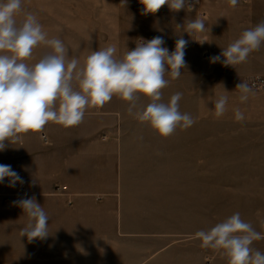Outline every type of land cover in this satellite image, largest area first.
Returning <instances> with one entry per match:
<instances>
[{"label": "rangeland", "instance_id": "rangeland-1", "mask_svg": "<svg viewBox=\"0 0 264 264\" xmlns=\"http://www.w3.org/2000/svg\"><path fill=\"white\" fill-rule=\"evenodd\" d=\"M190 2L191 11L174 12L164 5L143 14L140 0H22L17 22L34 14L48 38L73 46L80 65L92 51L109 45H116L114 56L121 59L156 36L163 37L170 53L178 38L188 41L185 67L177 79L166 74L169 84L162 89V102L182 93L179 110L193 118L190 127L163 137L130 115L128 102L118 96L103 106L122 119L121 174L128 181L122 205L112 207L120 208L122 228L118 230L113 214L112 229L105 230L112 235L111 255L94 253L91 264H229L222 249L202 248L195 233L236 212L264 233V86L255 85V95L245 103L236 89L242 81L264 78V44L241 64L225 65L223 57L211 62L245 29L264 21V0H238L235 7L229 0ZM197 17L207 29L190 36L183 26ZM45 52L44 44L33 50V65ZM221 95L228 97L227 110L217 117L213 102ZM139 96L137 110L150 102ZM235 108L243 112V121L235 119ZM8 152L0 151V164L21 176L15 164L7 163L12 158ZM17 184L13 189L7 177L0 182V264H77L71 261L76 248L56 249L54 235L31 242L20 237L23 210L13 202L25 194ZM251 247L264 253V239Z\"/></svg>", "mask_w": 264, "mask_h": 264}, {"label": "clouds", "instance_id": "clouds-1", "mask_svg": "<svg viewBox=\"0 0 264 264\" xmlns=\"http://www.w3.org/2000/svg\"><path fill=\"white\" fill-rule=\"evenodd\" d=\"M140 3L143 14L156 13L164 5L174 12L186 7L191 11L194 6L190 0H140ZM229 3L235 7L238 0H229ZM21 8L22 0H0V151L5 150L6 140L19 142L21 134L42 132L49 122L65 128L77 126L83 122L88 107H103L113 96L127 101L128 113L142 123L147 122L160 136H170L178 127L186 129L194 123L190 114L179 110L182 93L177 92L167 103L162 102V89L169 84L166 74L177 79L185 67L188 41L182 36L176 40L171 53L164 46L163 37L156 36L141 41L121 59L114 56L116 45H109L92 51L80 65L77 57L69 58V48L61 39L47 37L34 14L26 13L18 23L16 16ZM205 24L204 19L197 17L186 20L183 28L191 36L204 32ZM40 44L51 51L29 66L25 61ZM262 44L264 21L245 29L220 55L211 57V62L221 61L223 57L225 65L241 64ZM254 87L255 84L248 81L236 85L241 103L255 95ZM139 94L150 102L146 108L137 110ZM213 103L215 115L220 117L227 110L228 97L221 95ZM234 112L237 121L244 120L239 108ZM6 177L12 187L24 182L10 165L0 164V182ZM13 203L29 219L20 230V237L26 236L30 242L45 239L49 235L50 218L35 197L21 198ZM261 223L264 226V221ZM195 237L202 241V248L222 249L229 264H264V253L251 247L254 241L264 239V233L245 222L239 212L208 230L196 232Z\"/></svg>", "mask_w": 264, "mask_h": 264}, {"label": "crops", "instance_id": "crops-1", "mask_svg": "<svg viewBox=\"0 0 264 264\" xmlns=\"http://www.w3.org/2000/svg\"><path fill=\"white\" fill-rule=\"evenodd\" d=\"M66 46L69 58L76 57L73 46ZM50 51L46 47L45 53ZM25 62L32 66L33 54ZM121 122L117 113L88 107L77 126L65 128L49 122L42 132L21 134L19 142L5 143L8 156L13 158L7 163L15 164L26 182L23 198L35 197L44 208L50 218L48 236H55L56 249L65 252L66 247L76 248L72 251L73 263L91 264L89 259L94 253L103 258L106 253L111 255L112 235L105 234V230L112 229L113 214L118 230L122 228L120 208L112 209L122 205L124 183L128 181L121 174ZM23 218L25 227L29 219L24 212ZM94 247L99 248L94 251Z\"/></svg>", "mask_w": 264, "mask_h": 264}, {"label": "built area", "instance_id": "built-area-1", "mask_svg": "<svg viewBox=\"0 0 264 264\" xmlns=\"http://www.w3.org/2000/svg\"><path fill=\"white\" fill-rule=\"evenodd\" d=\"M245 1H249V0H245ZM255 85H261V86H264V78L263 79H258L256 80L255 82H253ZM42 139L44 141V143H48V140H47V137L45 135L42 136ZM25 185H26V182H23V184L20 185V192L22 194H25Z\"/></svg>", "mask_w": 264, "mask_h": 264}]
</instances>
